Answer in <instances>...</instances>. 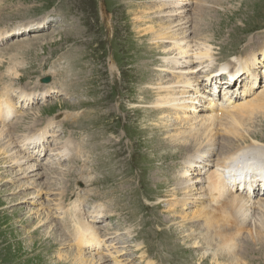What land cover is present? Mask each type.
Wrapping results in <instances>:
<instances>
[{
  "label": "rangeland",
  "instance_id": "374dc122",
  "mask_svg": "<svg viewBox=\"0 0 264 264\" xmlns=\"http://www.w3.org/2000/svg\"><path fill=\"white\" fill-rule=\"evenodd\" d=\"M181 1L0 0V90L10 89L16 101V108L9 103V117H2L0 123L13 125L19 119L12 135L4 136L2 143L9 141L15 146L26 132L32 141L43 139L45 143L39 147L38 158H30L31 153L22 150L23 142L18 144L22 164L0 155V264H55L62 260L79 264L69 256L75 249L73 236L65 234L73 227L68 213L74 208L79 218L101 227L106 235L101 250L82 245L87 255H114L101 264L115 260L121 264H264V209L254 207L245 217L249 226L240 231L234 253H223L225 239L215 230H206L202 216L196 214L209 201L201 188H205L204 178L216 161L202 170L207 161L202 158V168L193 171L198 157L183 162L187 154H195L194 143L175 138L179 133V139H186L189 132L176 117L200 122L215 112L211 109L205 116L209 110L201 109L207 102L198 97L202 92L212 95L205 81L210 70L213 74L219 69L221 77L239 58L254 52L261 64L258 85L264 83V0H197L199 7L186 0L189 4L178 15L180 22L185 21L184 14L190 22L172 31L182 34L190 29L183 43L187 40L193 45L188 55L179 58L177 42L163 39L162 34L155 40L154 34H138L137 24L145 22H135V18L150 2L149 24L157 23L160 15L166 19L162 25L166 27L172 19L178 20L171 10ZM197 22L195 34L192 29ZM200 48L208 49V57L195 58L193 54ZM164 57H169L166 63ZM177 74H184L186 81L197 78L201 91L193 92L194 85H186L188 92L182 95V76ZM45 78H50L49 82H43ZM218 83L223 91L234 90ZM21 89L29 95L19 97ZM172 95L176 103L191 104L190 109L158 100ZM210 100L208 105H212ZM222 100L226 101L218 92L215 103L220 106ZM262 112H254L244 126L238 125L243 132L259 133L258 140L250 136L246 143L229 139L264 148ZM55 145L69 147L70 157L46 162L48 147ZM210 155L216 160L217 149ZM6 161L14 164L7 166ZM29 165L38 168L32 175L40 172L41 176L21 173ZM194 177L199 180L194 182L197 190L188 193L195 188L187 184ZM250 196L254 202L263 197L258 191ZM95 209L99 218L91 220ZM220 254L232 260L239 256L228 263Z\"/></svg>",
  "mask_w": 264,
  "mask_h": 264
},
{
  "label": "bare ground",
  "instance_id": "6f19581e",
  "mask_svg": "<svg viewBox=\"0 0 264 264\" xmlns=\"http://www.w3.org/2000/svg\"><path fill=\"white\" fill-rule=\"evenodd\" d=\"M192 1L193 2L191 4H195L196 7H199V6H197V3H196L197 0H192ZM147 3H149V4H147ZM147 3H146V6L144 7V9H142L143 13H139L140 15H138L135 18V22H137V21L140 23L145 22V24H143V26L135 23V24H137L138 34L148 35V36H150L151 34H154V36H152L153 40L160 39L161 34H162L163 39H164V37L165 38L167 37L172 41V43L177 42L176 50H179V53H178V55L180 56L179 58H181V56L184 54L188 55L189 54L188 52L191 50V47H192L191 45H193V44H190L189 41L187 42V40H186V43H183V39L187 35V31H189L190 29H187L182 34H181V32H180V34L179 33L177 34L176 30L172 31V29H174L176 26H178L179 27L178 31H179V30H181L183 24L186 25L190 22L189 16H187L186 14H184L182 17V20H185L184 22H180V20H179V15L181 14V10L184 9V7H186L187 4H189V1H186V0L181 1V3H179V5H178L179 6L178 8L171 10L172 12L170 11L173 16H175V15L178 16V20L172 19V21H170V23L166 27H162V25L165 23L166 19L161 17L160 15L158 17L157 23L149 24L150 21L148 20V17L150 18V16H148L147 13H148V11L153 10V8H151L152 4L150 2H147ZM182 12H183V10H182ZM153 14H157V12H153ZM151 19H152V17H151ZM46 24L48 25L49 23L46 21ZM198 25H199V22H197V25H195L193 27L194 29H192V32L196 31L195 34L198 33V31H199ZM200 25H201V23H200ZM195 27L198 29H196ZM167 29H171L170 30L171 34L167 33ZM200 35L201 34H199V36ZM206 39H208V38H206ZM188 40H190V39H188ZM195 43H196V41H195ZM204 47H206V46H204ZM202 49L203 48H200L199 50H197L195 52V54H193L196 59L200 60V59H204V58L208 57V55H209L208 49H204V50H202ZM263 50H264V48H263ZM263 50H262V52H263ZM253 53L254 52H251V53L247 54L245 57L239 58L237 63H235V65L232 66L231 69L226 70L228 73L227 78H230L232 80L234 79V81H235V83L233 85H231V83L233 81H230L229 85L226 84V86H228L230 88L234 87V90L230 91V89H228V90L224 89L223 97L226 101L222 100L223 102L221 103L220 106L217 104V102L215 103L216 99L213 96H211V95L210 96H204V94H206L208 92H202L201 93V96H204V97H201L200 94L199 95L197 94L199 98H203V102H207L205 104L200 103L198 105V107H199L202 104L201 111L209 110V113L206 114L205 116H207L211 113V109H214L215 112L211 113V115L208 117L202 118L200 120V122H199V120L195 121L194 119L182 118L180 116L176 117L178 119L179 123L181 125H183L186 129H188L189 132L186 131L187 135L184 136L186 139H183V137H181V139H179V133L175 135V138H177L178 140L185 141L187 144H189V142L194 143L193 146L195 149V154H192V153L187 154V156L184 159L183 164L185 165L190 158L198 157V159H196L193 162V166L191 167L193 169V171H197V169L199 170L203 166L201 164V163H203L202 158L207 159V161L205 162V164L203 166L204 168L202 170H206V169L208 170V168L210 166H212V164L216 161L215 166L211 169V173L208 174L204 178L205 183H206L205 188H201V190L203 189L205 191V194L203 196H205V199L208 197L209 201L207 204L203 205V202H204V199H203V202H201V204H200V206L203 205V207L201 208V210L197 211L196 214L197 215L200 214L202 216V221H203L202 224H204L206 226V230L207 229L215 230V234L217 236H220L221 238L225 239V242L221 243V245H223V247H224L223 253L230 254V255L233 254L235 251V247L237 245V240L240 237V231L246 229L247 226H249L248 225L249 223H247V220L245 217L250 214V212L254 209L255 206H258L259 208L264 209V148H262L261 145L260 146L259 145H253V143L242 145V143L236 144L235 142L231 141V139H233V138L236 139L237 141H240L239 139H244L245 141L244 140L243 141L246 143V141H247L246 139L249 136L252 137L251 139L254 141H256L260 138L259 133L257 134L251 128H250V130H252V131L247 130L248 132H243L238 127V125L244 126L245 124H243V123L247 119L250 121L251 115L254 112L264 110V83L262 85H258V79L260 76V72L257 71V70H259L261 64L257 62V57L253 56V55L257 56V53H254V54ZM176 58H173V60H174V62L172 63L173 65L177 64V61L175 60ZM168 59H169V57H164L162 59V62L166 63V61ZM262 62H264V61H262ZM262 64H264V63H262ZM227 65H230V64H227ZM223 67H225V66H223ZM262 67H264V66L262 65ZM218 70L214 71L213 74L211 73L212 70H210L209 72H207L205 74L206 75L205 81L207 84H210V85L217 84V80H214V79H215V74ZM177 71H183V70H177ZM183 75L184 74H181V75L177 74L178 77L182 76L181 82L183 85H181V86L183 88H182V90L180 89V91H181L180 93L182 95L186 94V92H188L189 88L188 87L186 88V85L187 86L194 85L193 86V88H194L193 92L201 91V90H199L201 88L200 87L201 85L199 84L197 78L192 77L191 80L186 81L185 77L183 79ZM263 77H264V73H263ZM236 84H238V85H236ZM24 88H26V87H24ZM213 88L215 89V87H213ZM258 88H262V89L257 91ZM169 93H171L170 90L167 93H165V95L166 94L168 95ZM25 95H29V94H27L26 91L21 89V91L19 93V97H22ZM13 96H14V94H13ZM162 98L158 99L161 104L170 105L172 107L179 104L180 105L179 107L184 108L185 106H188V110L190 109L191 104L189 105L186 102L176 103V101H178V100H175L176 97L174 95L166 97V99H162ZM191 98L194 99V97H191ZM206 98H208V99L206 100ZM209 99H212V100H210L212 102V105H208ZM13 101L14 100H13V98H11V90L10 89L6 88V89L0 90V121H2V117H6V118L9 117V110H7V109L9 108V103L13 104V107H15L16 101L15 102H13ZM181 101H183V100H181ZM214 103L216 104V107H215ZM195 108H196V106L194 107V109ZM262 113H264V112H262ZM13 117H16V114H14ZM18 120L16 121V123H14V124L12 123L13 125H6L4 123H0V155L3 154V155H1V157L5 156V158H6V156H7L9 158H12L14 160L15 164H22V163H24V157H22V155L19 153V150L17 148L18 144L23 142V146L25 148L23 147L22 150L26 151V153H31L30 158H38L39 155H41V151H40L39 147L41 145L43 146L45 143H44L43 139L32 141V138L26 136L27 132L23 135V140L17 139L14 142L15 146H13L12 145L13 143H11L9 141L2 143L4 136L12 135L11 134L12 128L15 127L17 124H19ZM257 121H259V120H257ZM220 123H222V124H220ZM256 125L258 128V123ZM261 130H263V129L261 128ZM245 131H246V129H245ZM182 132L184 133L185 131L182 130ZM219 134L220 135L222 134V136H219ZM229 138H231V139H229ZM205 140H207V142ZM263 140H264V136H263ZM182 143H181V145H182ZM257 143H258V141H257ZM184 145H185V143H184ZM11 146H12V148H11ZM46 146H47V143H46ZM205 146H207L206 149H205ZM262 146H264V145H262ZM48 148H49L48 149L49 150L48 156L50 158L48 160L46 159V162L47 161L51 162V160H54V159L58 160V159L62 158L63 156L65 158V157H68L70 155L68 153L69 147L65 148V145L56 146L53 148L48 147ZM13 149H14V151H13ZM216 149L218 152V156H216V160H213L214 158L212 159L210 153L213 154ZM11 151H12V154L11 155L8 154ZM14 152H16V155ZM238 156L241 157L239 159V161H240L239 163L229 164L232 161H235L238 158ZM6 162H8L7 166L14 164L13 161H6ZM226 168H228L229 171H226L227 170ZM22 169L24 172H21V173H23V174H29L30 173L31 176H41L40 172H37L35 175H32L31 172L37 170L38 168H32L30 165L27 167L24 166ZM236 170H240L243 173L242 174L234 173L233 171H236ZM56 172L58 173L57 170H56ZM184 173H187V171H185ZM196 178H198V177H196ZM196 178L194 177L192 179V181L187 182V184H189L188 185L189 187L195 186V188L193 187V189L187 190L188 193H191L194 190H197V185L194 182H198L199 180ZM186 181H187V179L185 180V182ZM34 182L35 181L33 180V184H34ZM192 184H193V186H192ZM187 187H184V188H187ZM203 190H202V193H203ZM257 190H258V194H261V196H263V197H261L259 201H256V202H254L253 200L251 201L250 200L251 196L249 194H255V193H257ZM58 194H60V193H58ZM19 200H22V197ZM17 202L19 203L20 201H17ZM186 203H188V201ZM189 203H192V200ZM193 203H194V201H193ZM207 208L209 210H206ZM19 209L21 211V208H19ZM74 210H76V208H74L73 210L69 209V213H68L69 216L71 217L70 223L73 224V227L71 228L70 232H68L69 230L65 231L66 232L65 234H69V235L73 236V241L75 242V247H74L75 249L73 251V254L69 253L70 259L76 263H79V264H97V263L101 264L107 260H110V259L112 260L114 258L113 257L114 255H112V254H109L107 256L106 255L102 256V255H97L96 253H91V254L87 255V253H89V252L87 250H86L87 251L86 252L83 249L82 245L88 244L89 247L93 246L97 250H101V248H102L101 243H103L102 240H104V238H106L103 236H106V235L104 232L101 231V229H102L101 227H97V226H95V224L79 218L77 212ZM169 210L172 211L171 205H169ZM64 212H66V211H64ZM98 212H99V210H98ZM98 212L96 211V209L94 211H92L90 219L93 220L95 218H99ZM201 216H199V217L201 218ZM47 218H49V216H47ZM196 218H198V216ZM247 219H248V217H247ZM204 221H212V223L207 224ZM230 222H232L231 225H229ZM248 222H250V221L248 220ZM228 226H230V227H228ZM48 232H46V234ZM208 232H210V231H208ZM108 237L111 238V236H108ZM251 237H253V236H251ZM262 237H263V235H262ZM213 239L216 241V246L218 248L217 239H215L214 236H213ZM111 243L109 244V247L111 246ZM218 251L220 253L222 252V250H220V248ZM98 252H100V251H98ZM116 255H118V254H116ZM144 256H145V254L142 253L141 257H144ZM219 256H222V258L226 259L228 261V263L229 262L231 263V261H233L234 259H236L239 256V254H238V256H234V257L232 256L233 260L231 259V256L227 257V256H224L223 254L222 255L220 254ZM206 258H208V257H206ZM65 263H67V260L55 262V264H65ZM114 263L115 264H121V261L115 260ZM147 264H152V263L149 262Z\"/></svg>",
  "mask_w": 264,
  "mask_h": 264
},
{
  "label": "water",
  "instance_id": "95a60500",
  "mask_svg": "<svg viewBox=\"0 0 264 264\" xmlns=\"http://www.w3.org/2000/svg\"><path fill=\"white\" fill-rule=\"evenodd\" d=\"M50 78H45L43 82H49Z\"/></svg>",
  "mask_w": 264,
  "mask_h": 264
}]
</instances>
